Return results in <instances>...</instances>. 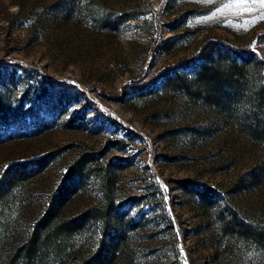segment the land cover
<instances>
[{
  "label": "rangeland",
  "instance_id": "rangeland-1",
  "mask_svg": "<svg viewBox=\"0 0 264 264\" xmlns=\"http://www.w3.org/2000/svg\"><path fill=\"white\" fill-rule=\"evenodd\" d=\"M261 17V0H0V115L13 124L0 173L35 168L15 180L8 239L81 164L57 214L85 219L74 251L34 264H80L118 236L112 264H264L263 149L204 102L195 64L172 68L205 41L264 58ZM36 116L47 122L29 129Z\"/></svg>",
  "mask_w": 264,
  "mask_h": 264
},
{
  "label": "trees",
  "instance_id": "trees-1",
  "mask_svg": "<svg viewBox=\"0 0 264 264\" xmlns=\"http://www.w3.org/2000/svg\"><path fill=\"white\" fill-rule=\"evenodd\" d=\"M214 45L203 42L193 59L181 60L172 68L195 64L197 93L203 95L204 102L231 116L236 130L250 141L259 143L264 152V58L249 49L232 48L226 40H221L218 46L230 53L215 52ZM33 119L34 124L29 129L37 130L47 122L39 116ZM8 123L0 115V130L6 131L12 127L13 124ZM80 165L65 170L63 179L49 197L50 201L19 240L8 239L12 224L4 218V212L13 198L15 180L30 175L35 168L0 173V264H34L45 255L57 256L62 260L73 253L72 236L85 223V219L74 216L62 220L57 214L68 194L79 184ZM98 214L105 219L109 211H98ZM119 239L120 236L109 242L100 239L92 253L80 264H112L117 258L122 260Z\"/></svg>",
  "mask_w": 264,
  "mask_h": 264
},
{
  "label": "snow or ice",
  "instance_id": "snow-or-ice-1",
  "mask_svg": "<svg viewBox=\"0 0 264 264\" xmlns=\"http://www.w3.org/2000/svg\"><path fill=\"white\" fill-rule=\"evenodd\" d=\"M245 2H246V0H233V3H236V4L245 3ZM261 2H264V0H261ZM244 10L251 11L250 8L249 9H244ZM261 18H264V17H261ZM252 22L254 23L255 21H252Z\"/></svg>",
  "mask_w": 264,
  "mask_h": 264
}]
</instances>
